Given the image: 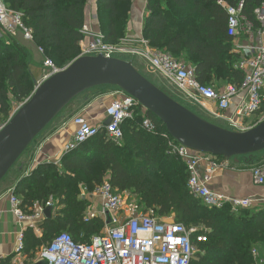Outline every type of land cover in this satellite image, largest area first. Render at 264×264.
Segmentation results:
<instances>
[{
	"label": "trees",
	"instance_id": "obj_1",
	"mask_svg": "<svg viewBox=\"0 0 264 264\" xmlns=\"http://www.w3.org/2000/svg\"><path fill=\"white\" fill-rule=\"evenodd\" d=\"M3 1L20 15L22 24L32 31L33 43L56 68L78 58L87 0ZM219 1L235 6L239 0H147L143 39L154 49L182 58L200 84L221 87L217 84L221 81L240 88L244 74L235 68L238 57L231 53L227 14ZM261 1L245 0L244 16L252 19ZM96 5L99 31L106 42L118 43L125 35L131 0H96ZM0 35V120L5 122L15 107L31 97L36 82L28 51L13 38ZM263 112L264 101L259 113ZM143 118L155 124L154 133L140 127ZM121 129L120 145L109 141L100 128L97 135L63 154L58 164L40 163L18 180L13 194L26 214L35 206L46 208L47 202L53 203L50 217L38 226L40 237L27 229L24 245L41 249L62 233L76 243L89 244L106 224L99 217L85 220L90 203L79 198L80 189L91 192L106 182L120 194L134 195L143 212L173 217L187 229L199 228L196 235L206 241L197 243L192 238L195 255L190 264H256L253 249L264 262V209L233 212L228 206H203L188 190L185 165L168 153L165 127L140 106L134 110V120L123 122Z\"/></svg>",
	"mask_w": 264,
	"mask_h": 264
},
{
	"label": "built area",
	"instance_id": "obj_2",
	"mask_svg": "<svg viewBox=\"0 0 264 264\" xmlns=\"http://www.w3.org/2000/svg\"><path fill=\"white\" fill-rule=\"evenodd\" d=\"M218 5L227 14V34L232 39L231 53L238 57L235 68L244 74L240 88L228 84L220 91L202 85L185 61L150 47L144 39L123 38L118 43L111 44L105 41L100 31H93L87 25L81 30L83 39L80 42L78 58L102 56L118 59V56L123 55L140 58L147 71L172 84L188 104L199 107L214 120L224 122L227 125L225 129L244 132L254 126L247 119L251 115L259 114L264 101V0L253 10L252 19L243 14L245 0H239L235 6L221 1ZM0 33L33 43L32 31L22 24L20 15L10 10L3 0H0ZM37 49L44 57L42 48ZM42 66L44 71L36 82L35 89L61 71L46 58ZM241 91L245 92V99L236 106L231 115H227L231 102ZM116 95L117 98L105 109V116L109 121L107 125L93 127L82 117L73 119L76 129L64 146L63 154L97 135L100 128H103L109 141L116 145L121 144V125L127 120H134V110L139 104L120 90H117ZM16 111L11 114L9 120ZM261 116L259 122L264 119V112ZM8 121L0 120V132ZM140 127L148 133H154L156 130L155 124L149 118H143ZM163 137L167 142L168 153L181 160L186 167L189 192L203 206L208 209H222L228 206L233 212L253 207L251 199L232 198L216 194L209 189V183L217 170L231 169L229 160L193 152L178 144L167 133H164ZM250 173L254 185L264 187V165L252 167ZM89 195L100 199V209H87L85 220L99 217L106 224L108 214L111 222L106 224L104 231L93 237L89 244L74 242L68 233L60 234L40 250L42 264H190L195 255L192 238H195L197 243L206 241L205 237L196 235L197 229H187L172 218L156 217L151 210L137 212L132 208L131 212H126V199L106 182L91 192H87L84 187L80 189V199ZM9 202L11 212L18 222H28L32 228L36 221L44 218L45 209L53 207L52 201H49L45 205L46 208L35 206L31 214H26L21 209V201L13 193ZM109 226L114 228H108ZM23 242L24 237L20 234L18 251L23 249ZM251 255L256 264H264L256 249L251 251Z\"/></svg>",
	"mask_w": 264,
	"mask_h": 264
},
{
	"label": "water",
	"instance_id": "obj_3",
	"mask_svg": "<svg viewBox=\"0 0 264 264\" xmlns=\"http://www.w3.org/2000/svg\"><path fill=\"white\" fill-rule=\"evenodd\" d=\"M132 97L181 146L225 160L264 151V119L244 132L214 125L173 100L120 59L79 57L38 86L0 132V182L32 141L73 101L97 87ZM109 121L106 122L107 125ZM51 209L44 211L49 218ZM111 222L106 214V224Z\"/></svg>",
	"mask_w": 264,
	"mask_h": 264
},
{
	"label": "crops",
	"instance_id": "obj_4",
	"mask_svg": "<svg viewBox=\"0 0 264 264\" xmlns=\"http://www.w3.org/2000/svg\"><path fill=\"white\" fill-rule=\"evenodd\" d=\"M146 15L147 0H131V9L124 35L125 40L143 39L144 18ZM85 25L93 31H99L96 0H87ZM16 39L14 40L22 45L30 54L32 64L29 69L35 82H37L44 71L42 66L44 57L38 52L34 43L24 42L20 37ZM212 87L221 91L225 86ZM116 92L117 90L113 87H105L104 89L89 91L77 97L73 105L66 108L60 116L56 117V119L34 139L33 144L27 148V153H25L23 157V163L18 168L15 175H10L7 181L0 184V264L43 263L39 254L42 248H34L30 244L26 245V242L24 245L23 242V249L20 251L17 249L18 236L22 234L24 237V233L27 229L33 230L34 235L40 237L41 232L38 226L43 219L36 221L33 228L28 222L19 223L11 212L9 202L10 195L14 193V187L18 180L22 176L30 174L38 164H58L59 159L63 155L64 146L75 132L76 126L73 124V119L75 117H82L93 127L105 125L108 121L105 116V109L117 98ZM243 99H245V92L241 91L231 102L227 115H231L236 106L239 105ZM261 114L262 113L256 114L257 119L253 121L248 120V122L251 123V125L256 124L261 119ZM262 165H264V152L249 158H234L231 163V169H219L216 171L209 183V189L216 194H222L232 198L251 199L253 201V209H264V187L254 185L250 173L252 167ZM122 195L124 197L130 196L136 201V197L130 193H122ZM87 200L90 203V208L88 209H100V199L98 197L89 195ZM93 203H95L97 209L92 207ZM131 210L133 209L126 206V212L129 213ZM135 210L137 212H143L139 211L137 207ZM168 218L173 219V217Z\"/></svg>",
	"mask_w": 264,
	"mask_h": 264
},
{
	"label": "rangeland",
	"instance_id": "obj_5",
	"mask_svg": "<svg viewBox=\"0 0 264 264\" xmlns=\"http://www.w3.org/2000/svg\"><path fill=\"white\" fill-rule=\"evenodd\" d=\"M2 34V33H0ZM1 36V35H0ZM16 39V38H15ZM17 40V39H16ZM120 60L126 61V62H130L132 64V66L138 71L140 72L143 76H145L147 78V80H149V82H151L154 86H156L158 89H160L161 91H163L166 95H168L169 97H171L173 100H175L176 102L180 103L182 106L186 107L187 109H189L190 111H192L193 113H195L196 115H198L199 117H201L202 119L217 125L219 127L222 128H227V125L219 120H214L213 118L209 117L207 114H205V112H203L199 107L197 106H192L190 104H188L185 99L183 98V96L181 95V93L172 85L170 84L168 81H166L164 78H162L161 76L157 75V74H152L151 72L147 71L145 63L140 59V58H135V57H131V56H118L117 57ZM180 60H183L182 58H179ZM184 61V60H183ZM68 65L66 66H62V67H58L57 69H65ZM218 85L221 86H226L228 85L227 83L221 82V81H217ZM33 94V93H32ZM77 97L70 102V104L66 107L69 108L71 105H73V103H75ZM21 106V105H20ZM19 106V107H20ZM19 107H15L13 110V113L19 109ZM65 108V109H66ZM65 109L58 115L60 116ZM57 116V117H58ZM56 119V118H55ZM54 119V120H55ZM256 120L257 119V115H251L247 120ZM53 120V121H54ZM52 121V122H53ZM51 122V123H52ZM50 123V124H51ZM49 124V125H50ZM48 127V126H47ZM46 129V128H45ZM42 133V132H41ZM40 133V134H41ZM39 134V135H40ZM38 135V136H39ZM37 136V137H38ZM36 137V138H37ZM35 138V139H36ZM34 140L32 141V143L29 145V147L33 144ZM264 152V151H262ZM25 153H27V150L20 156V158L17 160V162L14 164V166L11 168V170L8 172V174L6 175V177L0 182L3 183L5 181L8 180V178L10 177V175H15V173L17 172L18 168L22 165V161H23V157L25 156ZM261 153V152H259ZM257 153V154H259ZM256 155V154H255ZM233 159H230L229 162L230 164L232 163ZM96 197V196H95ZM126 199V206L128 208H136L137 207V200L134 201L130 196H126L124 197ZM95 206V207H94ZM92 207L97 209V206L95 205V203L92 204ZM138 208V207H137ZM255 210V209H252ZM139 211H141V209H139ZM108 228H114L113 226H109ZM193 229H197V231H199V228L196 227H192ZM257 250V249H256ZM258 251V250H257Z\"/></svg>",
	"mask_w": 264,
	"mask_h": 264
},
{
	"label": "bare ground",
	"instance_id": "obj_6",
	"mask_svg": "<svg viewBox=\"0 0 264 264\" xmlns=\"http://www.w3.org/2000/svg\"><path fill=\"white\" fill-rule=\"evenodd\" d=\"M27 150V149H26Z\"/></svg>",
	"mask_w": 264,
	"mask_h": 264
}]
</instances>
